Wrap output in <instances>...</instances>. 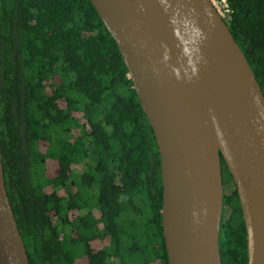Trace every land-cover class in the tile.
Here are the masks:
<instances>
[{
	"label": "trees",
	"instance_id": "16d2710c",
	"mask_svg": "<svg viewBox=\"0 0 264 264\" xmlns=\"http://www.w3.org/2000/svg\"><path fill=\"white\" fill-rule=\"evenodd\" d=\"M224 1L264 94V0ZM132 86L90 0H0L2 164L29 264H168L160 156ZM221 165V264H246Z\"/></svg>",
	"mask_w": 264,
	"mask_h": 264
},
{
	"label": "water",
	"instance_id": "95a60500",
	"mask_svg": "<svg viewBox=\"0 0 264 264\" xmlns=\"http://www.w3.org/2000/svg\"><path fill=\"white\" fill-rule=\"evenodd\" d=\"M215 0H90L112 36L160 156L168 264H221V158L246 264H264V94ZM0 264H29L0 142Z\"/></svg>",
	"mask_w": 264,
	"mask_h": 264
},
{
	"label": "rangeland",
	"instance_id": "374dc122",
	"mask_svg": "<svg viewBox=\"0 0 264 264\" xmlns=\"http://www.w3.org/2000/svg\"><path fill=\"white\" fill-rule=\"evenodd\" d=\"M214 3H215L216 8L218 9V11L221 13V15L223 17H225L227 14V12H226L227 4L224 2V0H222L220 2L215 0Z\"/></svg>",
	"mask_w": 264,
	"mask_h": 264
},
{
	"label": "flooded vegetation",
	"instance_id": "af4514ba",
	"mask_svg": "<svg viewBox=\"0 0 264 264\" xmlns=\"http://www.w3.org/2000/svg\"><path fill=\"white\" fill-rule=\"evenodd\" d=\"M108 259H109L112 263H114V264H115V263H118V260H117L115 257H113V256H109ZM108 259H107V260H108Z\"/></svg>",
	"mask_w": 264,
	"mask_h": 264
},
{
	"label": "built area",
	"instance_id": "2783aa9c",
	"mask_svg": "<svg viewBox=\"0 0 264 264\" xmlns=\"http://www.w3.org/2000/svg\"><path fill=\"white\" fill-rule=\"evenodd\" d=\"M222 1V0H221ZM225 2V1H224ZM226 12L228 13V8H226ZM221 14V13H220Z\"/></svg>",
	"mask_w": 264,
	"mask_h": 264
}]
</instances>
